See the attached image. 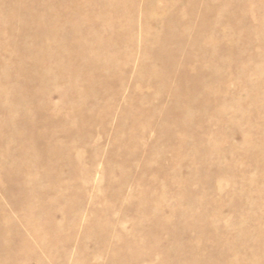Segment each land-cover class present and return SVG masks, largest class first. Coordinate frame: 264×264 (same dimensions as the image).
Segmentation results:
<instances>
[{
	"label": "rangeland",
	"instance_id": "1",
	"mask_svg": "<svg viewBox=\"0 0 264 264\" xmlns=\"http://www.w3.org/2000/svg\"><path fill=\"white\" fill-rule=\"evenodd\" d=\"M218 263L264 264V0H0V264Z\"/></svg>",
	"mask_w": 264,
	"mask_h": 264
},
{
	"label": "bare ground",
	"instance_id": "2",
	"mask_svg": "<svg viewBox=\"0 0 264 264\" xmlns=\"http://www.w3.org/2000/svg\"><path fill=\"white\" fill-rule=\"evenodd\" d=\"M221 38V37H220ZM220 40H222V39H220ZM162 53V52H161ZM193 80H195V79H193ZM189 84H190V82H189ZM186 88V87H185ZM188 90H190V89H188ZM186 91V90H185ZM159 93V92H158ZM188 94V93H187ZM36 124V123H35ZM38 131V130H37ZM32 137V136H31ZM40 139V138H39ZM45 140H47V139H45ZM39 141V140H38ZM44 144V143H43ZM219 264V263H218Z\"/></svg>",
	"mask_w": 264,
	"mask_h": 264
}]
</instances>
